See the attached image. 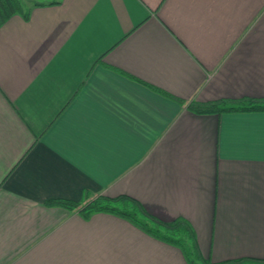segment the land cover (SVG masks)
Masks as SVG:
<instances>
[{"label":"crops","instance_id":"obj_1","mask_svg":"<svg viewBox=\"0 0 264 264\" xmlns=\"http://www.w3.org/2000/svg\"><path fill=\"white\" fill-rule=\"evenodd\" d=\"M0 24V264H187L84 191L182 218L213 263L264 259V0H23Z\"/></svg>","mask_w":264,"mask_h":264},{"label":"trees","instance_id":"obj_2","mask_svg":"<svg viewBox=\"0 0 264 264\" xmlns=\"http://www.w3.org/2000/svg\"><path fill=\"white\" fill-rule=\"evenodd\" d=\"M25 9L23 0H0V24L13 14L23 13L25 15ZM187 108L196 114L262 112L264 111V99L245 97L238 100L220 99L206 103L191 102ZM46 205L76 212L84 219L93 213H108L121 217L147 235L180 249L187 264H264V259L257 258H240L220 263L204 259L198 252L193 230L187 221L182 218L170 222L161 221L149 214L137 200L126 195L110 198L84 191L82 199L78 202L52 199L48 200Z\"/></svg>","mask_w":264,"mask_h":264}]
</instances>
